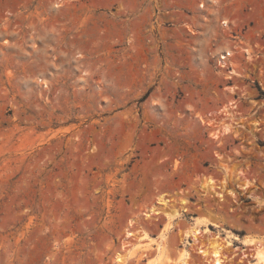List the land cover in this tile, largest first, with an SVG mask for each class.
Masks as SVG:
<instances>
[{"label":"rangeland","instance_id":"374dc122","mask_svg":"<svg viewBox=\"0 0 264 264\" xmlns=\"http://www.w3.org/2000/svg\"><path fill=\"white\" fill-rule=\"evenodd\" d=\"M47 1L0 0V264H115L168 224L174 261L192 223L211 231L203 244L240 239L225 264H262L241 240L264 252V36L240 76L216 67L239 0ZM230 101L239 135L224 140Z\"/></svg>","mask_w":264,"mask_h":264},{"label":"bare ground","instance_id":"6f19581e","mask_svg":"<svg viewBox=\"0 0 264 264\" xmlns=\"http://www.w3.org/2000/svg\"><path fill=\"white\" fill-rule=\"evenodd\" d=\"M69 1L70 0L47 1L46 7H48L51 4L50 10L51 8L57 9L62 6L69 5L70 3ZM2 19L4 20V18ZM28 26L29 28H31L30 25ZM132 41L134 42V40L131 39V42ZM128 43L130 42L128 41ZM233 73L235 75H239L237 74V71L233 70ZM228 88L230 90V93L235 94L234 92V90L236 89L235 87H228ZM234 104L235 103H233L232 101L227 102V104L224 105L222 108H220V111L218 112V113L223 114V120L231 121L228 123H224L225 125L223 124V129H222L223 134L221 135H223L224 140L228 139V137L225 135H230V134L231 135L234 134V136L239 135L237 131H235V126L233 125V122H232L233 116L235 114V112L233 111L237 108ZM196 117H198L201 120V122L205 123L203 121V118L200 115H197ZM208 125L211 126L210 124ZM213 136L219 137V133H214ZM223 168H224L225 177H227L230 173V170L226 167H223ZM214 183L215 182L213 179L208 178L205 186L208 187L214 194H216L221 202H224L225 199H224L223 194L215 191ZM223 183L226 184V181H224ZM248 187H249V184L246 186H243L242 189L245 190V189H248ZM229 194L233 197H236L233 192H229ZM157 203H159L160 205L162 204V206L163 205L165 206L167 205L168 201L159 199ZM158 212H159L158 210L151 207L147 211L142 212L141 215L147 218H150L152 215L158 214ZM183 212H184V209H183ZM181 215H182L181 213L177 212L176 217L180 218ZM132 221L133 219H131L128 222V226L131 225ZM135 222L136 221H134V223ZM171 228L172 227H170V224H168V227L164 230V232L160 234L161 239L154 243L148 244L147 246L140 245L139 243H132L129 241L127 243L124 242L126 246L123 247V245H121L118 249V252L115 253L116 254L114 258L115 264H126L128 257L135 258V259H138L142 255L144 257H149L151 252H154L152 259H148L149 261L145 262V264H190V261L193 260L192 251H195L194 253L200 256V258L204 261V264H225L228 261V259L223 255V251L227 248H230L233 245L232 240L240 241V239H238L236 236L220 237L217 235L216 236L209 235L207 239L208 240L207 244H203L201 243L202 242L201 237L203 235H207L208 233L211 234V231L206 227H201V226L196 225L195 223H192V225L189 226L186 230H184L181 233L179 232L180 233L179 236H181V239H180L181 247L179 251L177 252L176 259H174L173 261L171 260V258L168 259L167 257L168 252H167L166 245H165V241L167 240L166 235L168 232L171 231ZM135 234L129 231L128 229H126L124 240L130 237H133L135 238V240H137V242H139L141 239H144L146 237V235H141V236L138 235L136 237ZM151 240H152L151 242L154 241V239H151ZM221 241H223L224 244H222ZM241 242L244 246L254 247L253 250L255 251V253L253 254L252 257L254 258V260L260 261L262 264H264V252L260 251L259 249L260 240H256V239L255 240H243L242 239ZM122 253H124L125 256Z\"/></svg>","mask_w":264,"mask_h":264},{"label":"built area","instance_id":"2783aa9c","mask_svg":"<svg viewBox=\"0 0 264 264\" xmlns=\"http://www.w3.org/2000/svg\"><path fill=\"white\" fill-rule=\"evenodd\" d=\"M239 3L245 9L243 16L225 18L220 21L222 30L226 33L229 31L232 42L230 41V46L228 45L217 55L216 67L227 77L233 75V65L239 62L241 57L244 56L248 62L258 57L257 39L264 36V0H239ZM239 23L248 25L245 29H242L243 27L237 29L235 25Z\"/></svg>","mask_w":264,"mask_h":264}]
</instances>
